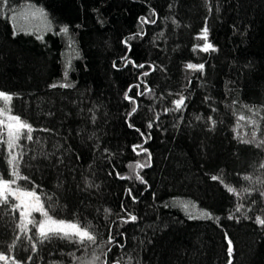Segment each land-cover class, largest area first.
Segmentation results:
<instances>
[{
  "label": "trees",
  "instance_id": "trees-1",
  "mask_svg": "<svg viewBox=\"0 0 264 264\" xmlns=\"http://www.w3.org/2000/svg\"><path fill=\"white\" fill-rule=\"evenodd\" d=\"M32 16L37 24L21 22ZM205 26L215 51L197 47ZM0 91L34 129L20 140L29 179L19 186L35 185L49 215L97 237L85 246L53 237L32 252L10 198L0 204V252L22 264H81L93 253L103 264L104 252L107 264H264L255 219L264 218V0H9L0 6ZM7 156L0 145V174L11 179ZM129 213L137 220L123 223Z\"/></svg>",
  "mask_w": 264,
  "mask_h": 264
},
{
  "label": "snow or ice",
  "instance_id": "snow-or-ice-1",
  "mask_svg": "<svg viewBox=\"0 0 264 264\" xmlns=\"http://www.w3.org/2000/svg\"><path fill=\"white\" fill-rule=\"evenodd\" d=\"M0 6L2 7H8L9 6V0H0ZM41 15H43L45 18L47 17V14L43 12L42 9L39 10ZM153 15H155V12L153 10ZM141 24L149 22L145 17L140 18ZM151 23H155V20L150 21ZM60 32L67 34L68 28L67 26H64L60 29ZM136 35H142V33H137ZM38 39H42V36H38ZM134 37H129L128 39H133ZM197 39L202 40L203 44L202 46L198 45L200 51L203 52H209V51H215V47L212 43L208 40V28L205 26L201 33L198 35ZM125 43H128V40L125 41ZM130 48V46H129ZM193 51H196V48L193 49ZM126 59V58H125ZM127 63H131L136 67L143 68L144 65H135L134 61L127 60ZM115 67V65H114ZM186 68L191 69L193 71H203L204 65L203 64H194V63H188L186 65ZM146 76L147 73H144ZM65 76H67V71H65ZM57 85L53 84L51 87H56ZM61 87H71L70 84H62ZM138 87V85H137ZM131 90V89H129ZM125 97L127 99H130L128 97V93H125ZM13 95L6 93L4 91H0V145L6 144L7 146V160L6 163L8 164L10 168V176L11 179H4L3 175L0 174V204H8L10 198H12L15 203L11 204L10 211L15 214V212H19V223L16 225V228H18L22 233L25 234L24 238L27 239L29 242V246L32 252H36V244L40 243L43 244L45 241H49L53 237H58L60 239H67L70 241H74L78 243L81 246H85L87 244L96 245L97 237L93 234L92 231L89 230V225L81 226L80 223L66 221V220H57L54 219L51 215H49L48 210L45 208L44 203L41 200V196L37 194L36 192V186L34 185L31 191H27L22 189L18 181L24 180L27 181L29 178L27 176H22L20 174V163L23 159L24 152L20 145L21 137L23 136L27 141L33 140V127L31 124L22 121L20 116L12 115L11 114V102L13 100ZM135 103L134 101H132ZM185 102V97L181 96L178 100L174 101V104L176 106V110H179ZM137 111L136 107H133L131 109V112L128 114L131 116L133 113ZM165 111H168L166 109ZM252 111V110H250ZM258 113L253 111V116L257 115ZM159 117L157 116V119ZM199 119V117H197ZM211 120V117H209ZM239 120H245V117L243 115L238 117ZM249 124L253 125L254 127H258V122L256 119L248 118L247 121ZM213 124H215V121H212ZM132 127V125H129ZM148 128H152L153 124L152 122H149L147 125ZM137 131H139L137 129ZM143 135V133H141ZM253 137H255L256 133H252ZM6 136V139L4 137ZM147 142V140H145ZM245 143H251L252 141H243ZM261 143H264L262 141ZM139 148L142 152H147V149L143 148L140 145H136L133 147V150L136 151V149ZM149 160H150V153ZM149 163H137L136 168L142 169L144 167H149ZM261 167H264V165H261ZM119 175V173H117ZM121 179H131L132 177H125L120 176ZM135 179L140 181L141 183H147L143 176L139 174L137 171L135 173ZM213 180H217L218 177L213 176ZM245 179H251V177H245ZM222 182V181H221ZM15 186V187H14ZM226 190L229 193H233L235 195H239V192L236 188L230 187L228 185H225ZM244 191H248L245 189ZM127 195L131 196L133 202L136 201V197L132 195V189L129 188L126 190ZM46 199L51 200L52 198L50 196L46 197ZM185 208H187V205H184ZM243 207V205H237L236 211L239 212L240 209ZM110 210H105V212H109ZM33 213H40L43 219L37 221L33 217ZM201 215L204 218L212 219L213 216L210 212H202ZM194 218V217H190ZM229 218H232L231 216ZM215 219H219L218 217H215ZM256 222L259 225L264 226V218H261L259 216L255 217ZM137 217L135 215L128 214L127 219L122 218L123 223H128L129 221H136ZM29 225L33 226L35 228V237L32 235H28L29 232L32 231L31 228H29ZM22 237L21 236H15L13 243L9 245L10 251L14 250L17 245L20 243ZM115 243V237L112 235L111 230L109 231L108 239L106 241L107 245H112ZM119 247H123L122 244L118 245ZM108 252L111 251V247L107 249ZM229 255H231L232 248H231V241H229V248H228ZM105 259L103 264H107V252L103 253ZM79 259V258H77ZM101 257L93 253L92 259L88 261H82L81 264H96L97 261H100ZM9 261H11V264H22L21 261H17L15 256H9L6 255L4 252H0V262H4V264H9ZM32 261V256L27 257V261L23 262V264H28V262ZM116 264H120V261L117 260Z\"/></svg>",
  "mask_w": 264,
  "mask_h": 264
},
{
  "label": "rangeland",
  "instance_id": "rangeland-1",
  "mask_svg": "<svg viewBox=\"0 0 264 264\" xmlns=\"http://www.w3.org/2000/svg\"><path fill=\"white\" fill-rule=\"evenodd\" d=\"M21 22L24 24V23H26L25 25H34V24H37L36 22H39V20L38 19H36L34 16H32L30 19H28V20H22L21 19ZM11 114L12 115H15V114H13L12 112H11ZM15 187V186H14ZM27 191H30V190H27ZM1 264V263H0Z\"/></svg>",
  "mask_w": 264,
  "mask_h": 264
}]
</instances>
